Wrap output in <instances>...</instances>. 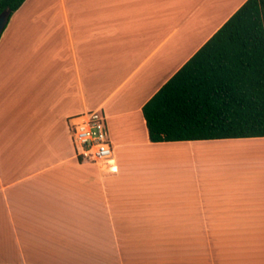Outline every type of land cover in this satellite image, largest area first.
I'll use <instances>...</instances> for the list:
<instances>
[{
	"label": "crops",
	"instance_id": "crops-1",
	"mask_svg": "<svg viewBox=\"0 0 264 264\" xmlns=\"http://www.w3.org/2000/svg\"><path fill=\"white\" fill-rule=\"evenodd\" d=\"M244 2L23 1L0 34V264L248 261L264 190L240 188L237 154L264 137L152 142L142 113ZM94 109L115 172L76 154Z\"/></svg>",
	"mask_w": 264,
	"mask_h": 264
},
{
	"label": "trees",
	"instance_id": "trees-1",
	"mask_svg": "<svg viewBox=\"0 0 264 264\" xmlns=\"http://www.w3.org/2000/svg\"><path fill=\"white\" fill-rule=\"evenodd\" d=\"M23 1L0 0V12ZM142 113L152 142L264 137V0H245Z\"/></svg>",
	"mask_w": 264,
	"mask_h": 264
},
{
	"label": "rangeland",
	"instance_id": "rangeland-1",
	"mask_svg": "<svg viewBox=\"0 0 264 264\" xmlns=\"http://www.w3.org/2000/svg\"><path fill=\"white\" fill-rule=\"evenodd\" d=\"M237 161L238 177H241L242 181V184L239 185L240 188L250 191L254 196L253 199L257 200V192L261 194L260 191L264 190V140L246 149L245 152H239ZM240 179H238L239 182ZM241 233L244 253L248 255L251 253V256H248V261L245 259L243 264H264V225L259 227L256 224L251 229H243Z\"/></svg>",
	"mask_w": 264,
	"mask_h": 264
},
{
	"label": "built area",
	"instance_id": "built-area-1",
	"mask_svg": "<svg viewBox=\"0 0 264 264\" xmlns=\"http://www.w3.org/2000/svg\"><path fill=\"white\" fill-rule=\"evenodd\" d=\"M71 136L76 154L108 172L116 171L105 116L99 109L77 114L71 122Z\"/></svg>",
	"mask_w": 264,
	"mask_h": 264
},
{
	"label": "water",
	"instance_id": "water-1",
	"mask_svg": "<svg viewBox=\"0 0 264 264\" xmlns=\"http://www.w3.org/2000/svg\"><path fill=\"white\" fill-rule=\"evenodd\" d=\"M10 11L11 10L9 8H5L2 12H0V34L3 31L5 25L7 24Z\"/></svg>",
	"mask_w": 264,
	"mask_h": 264
}]
</instances>
